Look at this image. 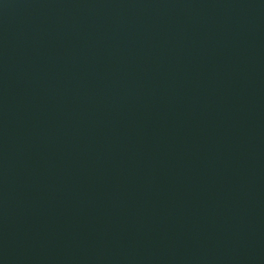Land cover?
Returning <instances> with one entry per match:
<instances>
[{
	"label": "water",
	"instance_id": "water-1",
	"mask_svg": "<svg viewBox=\"0 0 264 264\" xmlns=\"http://www.w3.org/2000/svg\"><path fill=\"white\" fill-rule=\"evenodd\" d=\"M0 264H264V0H0Z\"/></svg>",
	"mask_w": 264,
	"mask_h": 264
}]
</instances>
